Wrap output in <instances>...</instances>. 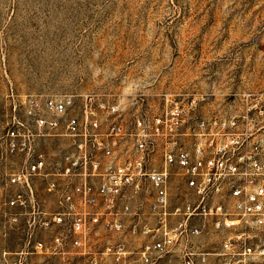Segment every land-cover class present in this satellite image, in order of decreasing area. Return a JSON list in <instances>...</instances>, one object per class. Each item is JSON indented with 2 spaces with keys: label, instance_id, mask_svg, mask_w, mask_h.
Listing matches in <instances>:
<instances>
[{
  "label": "built area",
  "instance_id": "2783aa9c",
  "mask_svg": "<svg viewBox=\"0 0 264 264\" xmlns=\"http://www.w3.org/2000/svg\"><path fill=\"white\" fill-rule=\"evenodd\" d=\"M198 101L11 85L5 205L23 250L90 255L104 231L136 239L134 264H264V91L206 115Z\"/></svg>",
  "mask_w": 264,
  "mask_h": 264
},
{
  "label": "rangeland",
  "instance_id": "374dc122",
  "mask_svg": "<svg viewBox=\"0 0 264 264\" xmlns=\"http://www.w3.org/2000/svg\"><path fill=\"white\" fill-rule=\"evenodd\" d=\"M11 85L128 104L142 94L153 106L171 93L197 98L204 115L232 108L240 92L264 91V0H0V264H134L130 234L103 231L90 255L23 250L5 205L16 159L3 145Z\"/></svg>",
  "mask_w": 264,
  "mask_h": 264
}]
</instances>
